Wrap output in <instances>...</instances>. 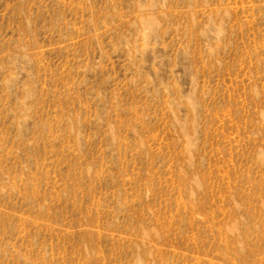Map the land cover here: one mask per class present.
Instances as JSON below:
<instances>
[{"label": "rangeland", "instance_id": "obj_1", "mask_svg": "<svg viewBox=\"0 0 264 264\" xmlns=\"http://www.w3.org/2000/svg\"><path fill=\"white\" fill-rule=\"evenodd\" d=\"M0 264H264V0H0Z\"/></svg>", "mask_w": 264, "mask_h": 264}]
</instances>
